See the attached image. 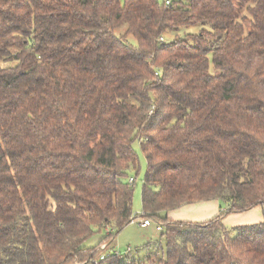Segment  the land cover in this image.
Listing matches in <instances>:
<instances>
[{"label":"trees","instance_id":"1","mask_svg":"<svg viewBox=\"0 0 264 264\" xmlns=\"http://www.w3.org/2000/svg\"><path fill=\"white\" fill-rule=\"evenodd\" d=\"M136 142L166 251L104 264H264V221L224 224L264 206V0H0V264L114 247ZM214 199L207 222L167 216Z\"/></svg>","mask_w":264,"mask_h":264},{"label":"rangeland","instance_id":"2","mask_svg":"<svg viewBox=\"0 0 264 264\" xmlns=\"http://www.w3.org/2000/svg\"><path fill=\"white\" fill-rule=\"evenodd\" d=\"M123 1V0H122ZM194 29L190 28L185 30V32H192ZM125 32V29L120 31L121 34ZM183 32V33H185ZM136 151L138 152L140 165L136 171H133L130 175L131 178L135 179L134 184V203L133 211L134 215L137 217L136 222L127 225L117 236L113 248H110L106 255L114 253V251L122 253L123 260H147V258L156 253H165L166 244L162 238V231L159 230V224L155 220L151 221V226L149 228H142L140 221L143 220L142 212V191L144 185V179L147 169V163L145 157L142 153L141 146L139 142L134 145ZM264 209V208H263ZM262 214V211H261ZM105 234H96L88 241V246H98ZM101 245L98 246V250ZM128 248L132 249V253L128 254ZM99 252V251H98Z\"/></svg>","mask_w":264,"mask_h":264},{"label":"crops","instance_id":"3","mask_svg":"<svg viewBox=\"0 0 264 264\" xmlns=\"http://www.w3.org/2000/svg\"><path fill=\"white\" fill-rule=\"evenodd\" d=\"M263 208L264 206H260L247 212L230 214L225 217L224 224L229 228H233L237 226L261 223L264 221ZM221 212L222 207L220 200L214 199L210 201H203L196 204L186 205L178 210L169 212L167 216L170 220L173 221L202 223L219 216Z\"/></svg>","mask_w":264,"mask_h":264},{"label":"built area","instance_id":"4","mask_svg":"<svg viewBox=\"0 0 264 264\" xmlns=\"http://www.w3.org/2000/svg\"><path fill=\"white\" fill-rule=\"evenodd\" d=\"M173 1L174 0H165L166 6L170 7L172 5ZM162 41H164V39H162ZM134 182H135V179L131 178L130 179V183H134ZM140 225H141L142 228H147V227H149L151 225V221L148 220V219H143V220L140 221ZM106 248H107L106 244L102 245L99 248V250H98L99 252H101L100 256L97 259H95V260H93L91 262H88V264H104V261H105V259L107 257L106 253H104ZM131 251H132V249L129 248L128 252H131ZM116 253H119V252H116Z\"/></svg>","mask_w":264,"mask_h":264}]
</instances>
